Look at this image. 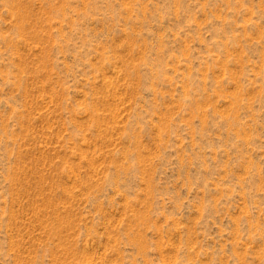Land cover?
I'll return each mask as SVG.
<instances>
[{
	"label": "rangeland",
	"instance_id": "374dc122",
	"mask_svg": "<svg viewBox=\"0 0 264 264\" xmlns=\"http://www.w3.org/2000/svg\"><path fill=\"white\" fill-rule=\"evenodd\" d=\"M0 264H264V0H0Z\"/></svg>",
	"mask_w": 264,
	"mask_h": 264
}]
</instances>
